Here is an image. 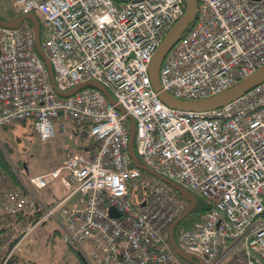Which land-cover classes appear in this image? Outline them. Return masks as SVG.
Returning a JSON list of instances; mask_svg holds the SVG:
<instances>
[{"label":"built area","instance_id":"1","mask_svg":"<svg viewBox=\"0 0 264 264\" xmlns=\"http://www.w3.org/2000/svg\"><path fill=\"white\" fill-rule=\"evenodd\" d=\"M11 9L15 16L38 17L59 90L96 81L115 104L88 86L59 96L35 50L32 27L0 26V128L34 118L45 141L62 118L61 132L71 120L95 148L30 178L37 189L62 182L68 194L51 206L33 195L1 191L6 184L0 175V225L17 213L41 210L32 232L58 209L63 242L86 264H181L168 229L187 202L132 164L131 116L140 163L198 191L210 206L182 231L178 246L205 264H264V82L219 108L189 111L163 103L149 77L153 55L184 15L186 1L12 0ZM263 65L264 2L198 0L192 23L160 62L158 76L168 97L201 101ZM77 192L78 199L66 203ZM110 207L118 217L110 216Z\"/></svg>","mask_w":264,"mask_h":264},{"label":"rangeland","instance_id":"2","mask_svg":"<svg viewBox=\"0 0 264 264\" xmlns=\"http://www.w3.org/2000/svg\"><path fill=\"white\" fill-rule=\"evenodd\" d=\"M11 3L12 0H0V15L4 16L6 20L17 17L11 9ZM21 26H27V20L22 21ZM45 36V31L41 28V42L44 41ZM58 126L57 121L54 123V136L45 141L39 138L32 119L16 122L12 128L7 130L0 128V147L6 154L11 166L10 170L16 179L13 181L11 177H8L5 178L6 181H1L10 187L5 186L1 191L14 190L19 197L36 195L48 205L55 204L60 200L59 197H55L57 189L52 187V184L39 191L30 185L29 179L33 175L52 170L60 164L66 155L77 151L82 145L86 146L90 138L84 133L77 134L78 136L73 135L70 129H67L70 133H62ZM61 192H63V188L58 190V195ZM193 192L200 196L198 191L193 190ZM62 222L63 218L57 209L54 211V217L46 218L32 232H29V228L34 222L15 218L14 223L5 225H9V228L12 229L8 231L11 233V237L16 238L11 253H17L24 260V264H81L77 249L67 246L62 240L59 225ZM188 228H190L188 221L179 223L175 228V238L178 244L179 235ZM54 230L60 231V233ZM177 258L181 264H192L178 256Z\"/></svg>","mask_w":264,"mask_h":264},{"label":"water","instance_id":"3","mask_svg":"<svg viewBox=\"0 0 264 264\" xmlns=\"http://www.w3.org/2000/svg\"><path fill=\"white\" fill-rule=\"evenodd\" d=\"M185 1H186V9H185L184 15L172 26V28L168 31V33L162 40L161 44L159 45L155 54L153 55V58L151 60L149 70H148L153 90L158 93V97L161 99V101L165 103L167 106L171 108H175V109L189 110V111L213 110V109L219 108L222 105L234 100L235 98L241 96L242 94H245L252 88L264 82V65H263L253 74H251L246 79H244L243 81L230 87L229 89L223 91L222 93L216 96H213L211 98L205 99V100H201V101L177 100V99L168 97L161 91V86H160L159 76H158L159 64L162 61V59L165 57V55L169 52V50L179 40L183 32L188 29L197 11V5H198L197 0H185ZM252 1L259 2L262 0H252ZM24 20H29L31 23V27L34 32V39H35L34 43H35L36 52L42 58L46 66V70H47L51 85L59 96L69 97L73 95L74 93H76L81 88L88 86V87L97 89L105 96V98L107 99L109 103L115 104V99L113 98V96L106 90V88L103 85L97 83L96 81H86L67 91L59 90L54 81V75H53L51 63L41 45L40 23H39L37 16L34 13H26V14L19 15L10 20H2L0 18V26L4 28L16 27V26H20L22 21ZM115 107L120 112L122 113L124 112V109L122 108L121 105H115ZM127 120L129 122V141H128L127 150L132 160V164L135 167L139 168L140 170L170 185L180 195V197L184 201L187 202L186 208L169 226L168 242H169L170 248L176 254V256H178L179 258L189 263L205 264L201 258L190 255L187 252H185L183 249H181L176 243L175 238H174V231H175L176 226L184 218H186V216L189 213H191L197 206V197L191 191L186 189L184 186L178 184L175 181H172L168 178H165V177H162L156 174L151 169H149L147 166L140 163L135 153V150H134L135 122L131 116H127ZM109 214L110 216H115V217L119 216V213L115 210L114 207H110Z\"/></svg>","mask_w":264,"mask_h":264},{"label":"trees","instance_id":"4","mask_svg":"<svg viewBox=\"0 0 264 264\" xmlns=\"http://www.w3.org/2000/svg\"><path fill=\"white\" fill-rule=\"evenodd\" d=\"M114 1L118 4V3L127 2L129 0H125V1L124 0H114ZM0 18L2 20H6V18L4 16H2V15H0ZM30 24H31L30 21L27 20V26H25V27H29L30 28L31 27ZM41 28L42 27L40 26V31H41ZM30 119H32L33 122H34V118H30ZM24 121H26V120H24ZM24 121H21V122H24ZM57 121H58V124L61 123L62 122V118L61 119L59 118ZM57 121H55V122H57ZM65 122H66V128H67V125L71 124L72 125V129L74 130L75 134H79V129L80 128L75 126L71 120L65 121ZM12 126L8 127V128H12ZM1 128H4L5 130L8 129L7 127H1ZM84 129H87V126ZM91 141H92V139H91ZM10 167L11 166H10V163H9V161L7 159V156L2 151V149L0 147V168H1V174L0 175L2 177H4L5 181L7 180L5 178H8V177H11V179L13 181L16 180L14 175H13V173L10 170ZM194 195L197 197V206L195 207V209L191 213H189L186 216V218H184L180 222V224H181L184 221H188V223L190 224V227L193 226V224L196 221L200 220L202 215L210 208V206L205 202L204 198H202L201 196H198L196 194H194ZM41 214H42L41 210L36 211L33 214L20 212L14 218H9L8 224L9 223L10 224L14 223L15 218L23 220V221H26V219H27V220H30L33 223V222H35V220H37L41 216ZM9 230L10 231L12 230V229L9 228V225L6 228H3L2 230H0V264H24V260H22L17 253H14V252L11 253V250H12L13 246L16 243V238H12L11 237V233L10 232L8 233ZM54 231L57 232V233H60V231H57V230H54ZM174 238H175V231H174ZM175 240H176V238H175ZM79 258H80L81 264H86L84 262L82 256L80 255V253H79Z\"/></svg>","mask_w":264,"mask_h":264},{"label":"crops","instance_id":"5","mask_svg":"<svg viewBox=\"0 0 264 264\" xmlns=\"http://www.w3.org/2000/svg\"><path fill=\"white\" fill-rule=\"evenodd\" d=\"M67 129H70V132H71L73 135H75V132H74V130L72 129V125H71V124L67 125L66 131H65V132H62V133L69 132V131H67ZM70 132H69V133H70ZM76 135H77V134H76ZM77 136H78V135H77ZM81 147H82V148H81ZM81 147L78 148V150L76 149L77 151L72 152V153H76V152L83 151L87 156H90V155H92V154L95 152V148H94V146L92 145V141H91V139L89 140L88 144H86V146H83V145H82ZM72 153H70V154H72ZM70 154H68V155H70ZM68 155H66L65 158L62 159V161L60 162V164H58L57 166H55L52 170L57 169L58 167H60V166L62 165V162L66 159V157H67ZM52 170H49V171H47V172H45V173H43V174H46V173H48V172H50V171H52ZM37 175H42V174L40 173V174H37ZM33 176H36V175H33ZM51 184H52V187H54V188L57 189V190H56V196H55V197H59L60 200H62V199H64V198L67 196L68 191L66 190V188L63 186L62 182H61L59 179L50 182L48 185H51ZM61 188H63V192L59 193V195H58V190L61 189ZM35 189H36V188H35ZM37 190H39V189H37ZM39 191H41V190H39ZM35 196H36V195H35ZM36 197H37L38 201H40V202L43 203V204H46V203H45L42 199H40L38 196H36ZM78 197H79V193H78V192H77V193H74L69 199L66 200V203H73V202H75V201L78 199Z\"/></svg>","mask_w":264,"mask_h":264},{"label":"bare ground","instance_id":"6","mask_svg":"<svg viewBox=\"0 0 264 264\" xmlns=\"http://www.w3.org/2000/svg\"><path fill=\"white\" fill-rule=\"evenodd\" d=\"M176 241V240H175ZM176 243H177V241H176ZM178 244V243H177Z\"/></svg>","mask_w":264,"mask_h":264}]
</instances>
